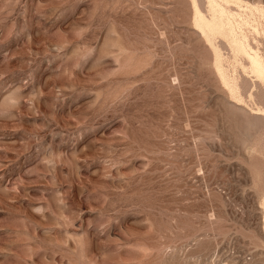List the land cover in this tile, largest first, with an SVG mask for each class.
<instances>
[{
	"label": "rangeland",
	"instance_id": "obj_1",
	"mask_svg": "<svg viewBox=\"0 0 264 264\" xmlns=\"http://www.w3.org/2000/svg\"><path fill=\"white\" fill-rule=\"evenodd\" d=\"M0 264H264V0H0Z\"/></svg>",
	"mask_w": 264,
	"mask_h": 264
}]
</instances>
